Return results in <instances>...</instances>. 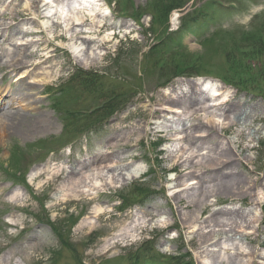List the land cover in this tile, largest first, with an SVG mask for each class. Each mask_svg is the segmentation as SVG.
Instances as JSON below:
<instances>
[{
  "label": "rangeland",
  "instance_id": "rangeland-1",
  "mask_svg": "<svg viewBox=\"0 0 264 264\" xmlns=\"http://www.w3.org/2000/svg\"><path fill=\"white\" fill-rule=\"evenodd\" d=\"M1 92L0 264H264V0H0Z\"/></svg>",
  "mask_w": 264,
  "mask_h": 264
},
{
  "label": "bare ground",
  "instance_id": "bare-ground-1",
  "mask_svg": "<svg viewBox=\"0 0 264 264\" xmlns=\"http://www.w3.org/2000/svg\"><path fill=\"white\" fill-rule=\"evenodd\" d=\"M14 60V59H13ZM11 60V61H13ZM6 97V95H4L2 92L0 93V116L2 117V119L0 120V126L2 128H6L7 130H9V132L11 134H18V135H27V136H31L34 132H35V128L33 129L31 127V125H28L27 123V118L25 117L24 114H22V117L17 118V123L16 120L14 119V117L10 114L11 112L7 110L6 105L4 106V103L2 102L4 100V98ZM3 103V104H2ZM169 128H171L169 126ZM178 138L176 136H174V141H178ZM117 166V165H113L111 166V171H120L121 168ZM124 170V169H123ZM142 169H139L137 171H133L134 174L131 176L132 178H137L139 176H141L143 174ZM195 184V182H193ZM197 185V184H195ZM73 186V185H72ZM76 185H74L75 187Z\"/></svg>",
  "mask_w": 264,
  "mask_h": 264
},
{
  "label": "trees",
  "instance_id": "trees-1",
  "mask_svg": "<svg viewBox=\"0 0 264 264\" xmlns=\"http://www.w3.org/2000/svg\"><path fill=\"white\" fill-rule=\"evenodd\" d=\"M171 2V1H170ZM183 30V29H182ZM188 264H193L191 261L190 262H187Z\"/></svg>",
  "mask_w": 264,
  "mask_h": 264
}]
</instances>
